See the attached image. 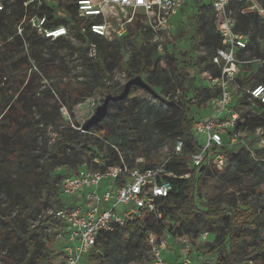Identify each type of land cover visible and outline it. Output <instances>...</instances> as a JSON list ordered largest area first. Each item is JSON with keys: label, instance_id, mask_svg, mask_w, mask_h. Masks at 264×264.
Instances as JSON below:
<instances>
[{"label": "trees", "instance_id": "trees-1", "mask_svg": "<svg viewBox=\"0 0 264 264\" xmlns=\"http://www.w3.org/2000/svg\"><path fill=\"white\" fill-rule=\"evenodd\" d=\"M194 9L196 13H194L192 23L194 31L190 39L191 50H194L193 43L197 41L199 36V24L202 14L207 12L212 15V7L203 3H200ZM22 15V9L14 10L12 16L0 13V23L7 25L5 41L2 44L5 49H0V93L5 97H9L10 102L9 110L5 114H0V193H5L10 197L16 196L23 203L20 211L14 216L8 215L7 212H3L0 208V220L4 223L2 230L3 234H5L4 239L10 241L12 245L11 254L7 257L9 259L8 264H54L53 262L58 252L53 248L50 240H45L43 231V227L50 224L53 217L44 219L34 229H31L28 225V217L35 206L33 192L35 187L44 190L46 203L54 210L63 207L64 203V198L61 195L58 199V190L60 189L62 177L71 174L73 171L78 169L110 171L121 164V159L131 169L155 168L161 163L158 165L151 164L148 161L146 165L137 163L140 153L133 148L134 142L129 141L125 137L127 129L114 119L112 123H108L107 118L104 120L105 124H100L98 128L95 127L93 130L102 132L104 140L108 144L102 158L98 151L91 149L88 145V133L90 131L88 133L78 131L76 133L78 138L75 133L68 135L57 141L50 150L45 146H41L37 151L40 155H34L37 136L33 125L28 121L25 114L26 109H32V102L25 94L33 91L32 84L34 79L38 77V73L42 72L44 76L38 77L40 81L47 78L53 82L64 80L69 71L62 61L60 63L40 64V71L36 67V71H33L32 67L29 68L30 63L27 56H21L19 61L11 67L7 65L8 61L23 53V51H20V47L22 48L23 45L29 44L31 52L38 51L42 46H46L49 43L60 46L62 49H72L73 45L70 40L65 39L54 42L44 40L33 31H30L29 27L25 29L23 36H18L15 27ZM48 17L51 20L52 14L48 15ZM62 22L64 21H54L47 26H59ZM240 22L242 25L239 32L246 34L250 30L251 44L249 49L252 50L253 54L264 58V33L259 30L258 17L252 15L244 16L239 19V24ZM135 24L141 26L138 20ZM74 27L76 35L84 39L85 43L94 42L96 44L97 53L104 60V64L105 60L112 59L114 65L129 67L124 57L113 49L111 39L95 37L90 33L82 35L81 25L78 22L74 23ZM148 29L146 35L152 32V28L148 27ZM221 43V36L212 19V25L206 34L203 44L209 47L212 55L221 47ZM136 56L138 57L140 68L137 74H134L131 70L129 71L130 79L141 76L149 86L153 89H159L164 96L177 92L176 82L181 86L187 80L190 87L194 89L193 94L189 97L186 94H181L178 96L177 103L171 105L165 103V105L159 107L157 110L158 114L153 117L152 122L160 130L167 132L168 135L163 137V140L166 138H172L174 142L179 139L183 140L184 154L173 156L165 166L164 179L172 184L173 190L169 197L158 201V211L161 212L162 219L157 220L154 214H144L141 219L128 221L124 226L116 227L113 233H104L98 242L99 252L91 253L87 257L96 264H127L134 255H138L140 258L150 256L148 236L151 233L161 237L169 232L172 236L181 238L186 235L187 226L196 231L197 229L193 225H195L200 216H204L208 219H216L222 222V231L217 238V242L223 244V239L226 238L228 240L229 256L227 259H217V264H249L256 256L264 254V239L259 245L257 243L260 232L264 233V199H259L258 204L253 205L249 214L242 212L231 213L221 209V207L210 209L206 212L200 211L196 205V188L200 179L210 175V167L202 169L192 168L186 156V154L195 152L199 148V144L191 130L193 123V116L189 117L192 112L191 108L198 102L216 98L220 91L215 87H207L204 92H199L195 89L198 65L193 59L187 63H182L178 67V61L174 57H162L158 55L156 49L147 52L144 48L136 49ZM210 67L212 68L211 64ZM251 70L245 71L237 78V82L242 89L264 84V68L259 70L252 68ZM18 72H22L24 82L27 81L26 87L17 97L9 96V89L6 87L9 83L7 75ZM219 75L220 72L212 68V79ZM140 91L142 90L134 87L129 97L120 103H127L128 99L134 97ZM237 96L239 100L246 102L248 100L245 94ZM256 103L264 110V104ZM20 118H25V120L21 121ZM42 118V131L44 133L55 125L66 126L59 112L50 114L43 111ZM238 122L234 132L240 135V128H244L245 125H240ZM249 125H251V131L263 126L252 123V121H250ZM133 129L131 128V130ZM13 136L18 138V141L11 140ZM64 146L72 148L77 153L87 154L89 156L88 160L79 165L77 159L70 161L65 159L61 152V148ZM229 149L231 148L227 147L224 150L227 152ZM51 156L58 160L57 164L59 166L68 167L67 171L54 172L48 162V158ZM37 157L43 158V165L37 163ZM256 157L261 158V155ZM96 159H99V163L95 162ZM213 166L215 168L218 167L216 165ZM198 175L200 178L197 177ZM227 213L230 215L227 216ZM53 222L60 224L56 220H53ZM208 246L210 251L204 253V256L216 252L217 247L215 244H209Z\"/></svg>", "mask_w": 264, "mask_h": 264}, {"label": "rangeland", "instance_id": "rangeland-1", "mask_svg": "<svg viewBox=\"0 0 264 264\" xmlns=\"http://www.w3.org/2000/svg\"><path fill=\"white\" fill-rule=\"evenodd\" d=\"M200 3L201 0H194L190 9H185L183 13L172 20V26L159 27L156 31L152 30L151 33L146 35L149 30L146 25L143 26L141 24V26H138L133 24L128 28L127 36L120 40L115 38L114 32L122 20L120 22L115 21L119 14L116 10H109L107 12V20L111 24V29L108 38L111 39L113 49L119 55H122L129 64L127 68L123 65H114L112 59L105 60L104 64V60L97 53L98 50L94 52L90 49V46H86L85 40L78 37L76 33L72 35V40H70L73 45L72 49H62L60 46L52 45L51 43L42 46L35 52H31L29 44L27 46L23 45L22 48L20 47V51H23V53L9 60L8 66H13L19 61L21 56H27L30 63L29 68L32 67L33 71H36V68L40 71V64L60 63V61L67 66L69 71L64 80L53 82L47 78L40 81L38 77L44 76L42 72L38 73V77L34 79L32 84L33 91L25 94L32 102V109H26L25 114L28 121L33 125L37 136H35L37 145L34 155H40L37 151L41 146H45L50 150L57 141L66 136L75 133L78 138L76 133L78 131L83 133L82 127L95 114L96 108L103 104L105 98L108 95L116 96L123 91L124 86L130 80L129 71L131 70L134 74L139 71L136 49L144 48L146 52L156 49L158 55L162 57H174L178 61V67L182 63H187L193 59L198 65L195 89L199 92H204L207 87H214L211 81V52L209 47L203 44L206 34L212 25L211 13L202 14L199 24V36L197 41L193 43L194 50L190 48V39L194 31L193 17L194 13H196L194 8ZM241 25L242 23L240 22L239 30ZM5 30H7V25L0 23V49L2 48V50L5 49L2 46L5 41ZM259 30L262 32L260 28ZM246 34H250V30ZM21 73L7 75L9 83L6 87L9 89V96L17 97L26 87L27 81L24 82L23 74ZM175 85L178 88L177 92L168 96L162 95L157 88L154 90L168 102L178 101V96L181 94H186L188 97L193 94L194 89L190 87L187 80L181 86L177 82ZM8 98L0 93V114H5L9 110L10 102ZM163 105L165 103L145 91L137 92L134 97L127 100V103L110 105L106 120H108V123H112L114 119L127 129L125 137L129 141L134 142L133 148L140 153L138 159H142L144 165H146L147 161L158 165L173 151V139L166 138L163 140V137L168 135L167 132L152 124L153 117L158 114V108ZM215 109L216 106L213 107L210 100L198 102L192 107V112L189 115V117L193 116L191 130L196 121L207 119L208 115L213 113ZM231 109L238 113V123L245 126L240 128L241 134L238 137V142L233 148L227 152L225 151L226 161L224 167H210V175L200 179L197 184L196 205L202 212L221 207V209L231 213L242 212L249 214L253 205L258 204L259 199H264V110L251 99H248L247 102L239 100L237 95L233 97ZM43 111L50 114L59 112L66 126L55 125L44 133L42 131ZM20 120L24 121L25 118H20ZM250 121L263 126L251 131ZM101 124H105V121ZM130 127L134 129L131 130ZM94 129L88 133V145L91 149L98 151L102 158L108 144L104 140L103 133L93 131ZM12 139L18 141L15 136L11 137ZM201 140L202 137H200ZM61 152L62 156L69 161L77 159L79 165L86 162L89 157L85 153H77L68 146L62 147ZM255 155H261V158H257ZM36 161L39 165H43L44 160L42 157H37ZM48 162L50 163V168L56 173L66 172L68 169L66 166H59L57 164L58 160L54 156L49 157ZM197 177L200 178L199 175ZM33 192L35 206L28 217V225L31 229L37 227L44 219L52 217V208L46 203L44 190L35 187ZM58 192L59 199L60 195L62 196L61 186ZM22 206L23 203L16 196L10 197L5 193H0V208L3 212H7L8 215L14 216L20 211ZM226 215L230 214L227 213ZM53 220L52 218V222L43 227L44 237L45 240L52 242L53 248L58 252L53 263L67 264L62 254L64 248L68 245L64 226L62 223H54ZM3 226L4 223L0 220V264H8L9 259L7 257L11 254L12 245L10 241L4 239ZM193 227L197 230H192L190 226L186 227V235L181 237L184 242L179 241V243H174L170 247V251L173 254L168 257V264H183L179 254L181 249L185 247L192 249L191 259L194 264H204L205 261H209L208 264H217V259H227L229 256L228 240L226 238L223 239V244L217 242V238L222 231V222L220 220L200 216ZM206 232H209L210 236H208L207 240H204ZM178 238L173 236L174 241ZM263 239L264 233L260 232L257 240L258 245ZM209 244L216 245V252L204 256V253L210 251ZM131 258L132 260L128 261L127 264H154L150 256L140 258L138 255H134ZM79 264L96 263L91 262L85 256ZM249 264H264V254H259Z\"/></svg>", "mask_w": 264, "mask_h": 264}, {"label": "built area", "instance_id": "built-area-1", "mask_svg": "<svg viewBox=\"0 0 264 264\" xmlns=\"http://www.w3.org/2000/svg\"><path fill=\"white\" fill-rule=\"evenodd\" d=\"M191 0H0V13L12 16L14 10L22 9V17L16 25V34L23 36L30 31L44 40H72L76 33L74 23L81 25V34L87 33L108 38L111 24L107 12L116 10L115 21L122 22L116 28L115 38L127 36L130 26L138 22L156 31L159 27L172 26V20ZM212 19L221 36V47L210 56V64L220 75L212 84L220 93L211 99L213 114L205 120L196 121L192 134L199 144L195 152L186 154L192 168L202 169L213 165L224 167L225 148H233L238 142L235 133L239 115L231 109L234 95H246L252 101L264 104V84L242 89L237 78L245 71L264 68V58L249 49L251 34L239 32V19L257 16L259 28L264 33L263 0H210ZM52 14L50 20L48 15ZM54 21H64L59 26H47ZM64 23V24H63ZM145 30V29H144ZM94 52V42L85 43ZM27 46V45H26ZM248 69V70H247ZM200 137L202 140L200 141ZM184 142L179 139L173 144V151L155 168L128 167L121 164L110 171L78 169L62 177L60 182L63 207L51 210V216L64 226L68 245L64 248L67 264H79L91 253H98V242L104 233H113L128 221L141 219L144 214H154L162 219L158 201L169 197L172 184L164 179L165 166L173 156L184 154ZM99 163V159L95 160ZM137 163H143L138 159ZM210 236L205 233L204 240ZM167 232L164 236L151 233L148 236L149 255L154 264H168L174 243ZM192 249H181L183 264H194ZM205 261L204 264H208Z\"/></svg>", "mask_w": 264, "mask_h": 264}, {"label": "water", "instance_id": "water-1", "mask_svg": "<svg viewBox=\"0 0 264 264\" xmlns=\"http://www.w3.org/2000/svg\"><path fill=\"white\" fill-rule=\"evenodd\" d=\"M134 87L139 88L142 91L149 93L150 95H152L153 97H155L156 99L160 100L163 103L171 104V103L177 102V101L168 102L164 100L161 97V95H159L151 86H149L143 80L142 77L137 76V77H134L128 80V82L124 86L123 91L120 94L116 96L108 95L105 98L103 104H101L100 106L96 108L95 114L84 124V126L82 127V132L88 133L93 128L98 127L107 118L110 105L125 101L129 97L130 92Z\"/></svg>", "mask_w": 264, "mask_h": 264}, {"label": "crops", "instance_id": "crops-1", "mask_svg": "<svg viewBox=\"0 0 264 264\" xmlns=\"http://www.w3.org/2000/svg\"><path fill=\"white\" fill-rule=\"evenodd\" d=\"M194 2V0H191L190 2H188V4L180 11V14L183 13V11L185 9H190L191 4ZM201 3L210 6L211 2L210 0H201ZM255 68V67H254ZM256 69V68H255ZM213 113L209 114L208 117H210Z\"/></svg>", "mask_w": 264, "mask_h": 264}]
</instances>
